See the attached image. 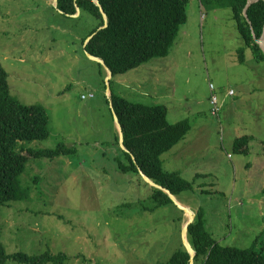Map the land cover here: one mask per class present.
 <instances>
[{
  "label": "rangeland",
  "instance_id": "obj_1",
  "mask_svg": "<svg viewBox=\"0 0 264 264\" xmlns=\"http://www.w3.org/2000/svg\"><path fill=\"white\" fill-rule=\"evenodd\" d=\"M187 16L166 57L108 83L107 69L83 43L98 18L82 9L65 15L54 0H0V60L11 92L50 113V136L25 141L27 149L77 147L54 160H29L19 180L28 196L0 207V239L9 254L64 252L71 257L65 264H157L181 244L185 223L175 221L176 206L145 211L148 185L137 172L118 169L126 157L111 92L165 104L170 123L192 124L187 140L165 153V168L193 181L184 195L204 210L213 241L264 247V60L245 46L230 7L190 0ZM246 134L254 136L250 152L239 153L234 142ZM196 136L202 144L190 148Z\"/></svg>",
  "mask_w": 264,
  "mask_h": 264
},
{
  "label": "trees",
  "instance_id": "obj_2",
  "mask_svg": "<svg viewBox=\"0 0 264 264\" xmlns=\"http://www.w3.org/2000/svg\"><path fill=\"white\" fill-rule=\"evenodd\" d=\"M99 1L108 17L107 26H104L105 19L100 6L93 0H57L56 8L63 14L72 16L77 13L79 6L80 10L98 18L99 23L83 40L85 43L92 36L84 48L86 53L102 58L114 77L146 64L153 58L166 57L169 54L180 27L187 21L190 0ZM247 1L206 0L209 5L215 3V6H228L232 9L233 19L245 46L256 53L258 60H264V52L258 43L264 33V0L249 7L248 18L244 14ZM240 51L244 52L245 47ZM111 80L112 78L110 83ZM89 97L93 98L95 95ZM109 100L124 133L125 148L122 145L121 147L126 161L120 162L118 169L122 172H137L141 181L148 185L151 203L141 204L145 211L156 212L171 204L176 206L179 214L175 221L180 227V224L185 223L184 211L164 189L149 184L140 171L177 197L192 190L193 181L177 170H167L162 159L164 153L186 137L192 124L188 120L170 123L168 107L165 104L133 102L113 92L109 95ZM50 134L49 110L42 104L23 103L12 94L9 72L0 60V207L28 196L20 193L19 180L31 158L54 160L77 151L75 145L66 142H59L54 148L39 150L27 149L24 143L44 140ZM253 137L246 134L237 138L234 142L235 151L249 153ZM194 212L196 216L189 225L188 239L196 251L195 264L200 259L202 264H264V247L241 248L213 241L204 218V210L199 207ZM1 236L0 226V238ZM81 255L76 256L81 258ZM10 258L23 264H65L71 257L64 252L32 255L20 251L9 254L0 239V264H6ZM157 264H190V253L182 239L172 256Z\"/></svg>",
  "mask_w": 264,
  "mask_h": 264
},
{
  "label": "water",
  "instance_id": "obj_3",
  "mask_svg": "<svg viewBox=\"0 0 264 264\" xmlns=\"http://www.w3.org/2000/svg\"><path fill=\"white\" fill-rule=\"evenodd\" d=\"M98 6H100V9H101V12L103 14V17L105 19V25L104 26H107V20H108V17H107V14L104 10V8L101 6V2L99 0H93ZM260 0H248L247 1V4L245 6V9H244V14L245 16L248 18V9L249 7L258 2ZM55 6H57V0H55ZM80 11V7L77 6V12ZM61 12V10H60ZM92 38V36L88 37L86 42H85V46L86 44L89 42V40ZM258 43L260 44V47L262 48L263 52H264V33H263V36L261 37V39H258ZM87 55L88 57H90L91 59H94L96 61H99L101 62L107 69L108 71V77H107V82L109 83L110 79L113 77V73L112 71L108 68V66L105 64L104 60L100 57H97V56H94L92 55L91 53L87 52ZM108 91H110V88H108ZM115 116V119H116V122H117V125L119 127V131H120V142H121V145L123 148H125V143H124V133H123V129H122V125L120 123V120L117 116V114H114ZM141 175L143 176V178L151 185H154L156 187H159L161 189H164L168 194L169 196L172 198V200L174 201V203H176L178 205V207L180 209H182L184 211V213L188 216V219L187 221L185 222V224L183 225L182 227V241H183V244L185 245V247L187 248L188 252L190 253V264H195V257H196V251L195 249L193 248L192 244L190 243L189 239H188V230H189V225L192 223V221L194 220L195 216H196V213L190 208L188 207L187 205L181 203L177 196L174 195V193H172L169 189H166L164 188L163 186L157 184L155 181H153L150 177H148L144 172L140 171Z\"/></svg>",
  "mask_w": 264,
  "mask_h": 264
},
{
  "label": "crops",
  "instance_id": "obj_4",
  "mask_svg": "<svg viewBox=\"0 0 264 264\" xmlns=\"http://www.w3.org/2000/svg\"><path fill=\"white\" fill-rule=\"evenodd\" d=\"M211 104H212V102H211ZM212 112H213V110H212ZM169 113V112H168ZM214 114V113H213ZM169 115V114H168ZM214 115H216V114H214ZM218 116H219V114H218ZM119 128V127H118ZM191 132H192V128L190 129V131L188 132L189 134H187V136H190V134H191ZM186 136V137H187ZM184 138V139H182V141L180 142V143H178L176 146H181V144H183L182 142H185L186 140H187V138ZM192 142V143H191ZM200 142H202V137H200V136H196V137H191V139H189V141H188V143H191L190 144V148H194V149H197V148H199V146L202 144H200ZM173 149V148H172ZM181 149H184V147H182ZM179 150V149H178ZM178 152H174L172 155L173 156H178ZM165 157H168V156H165V153L162 155V159H163V162H164V165H165V162H166V160H165ZM170 159H175V158H172V157H169ZM169 170H171V169H169ZM182 172V171H181ZM199 173H200V171H198V170H195V172H194V175H196V176H198L199 175ZM182 175H183V172L181 173ZM186 192H184L183 194H181L180 196H178L177 198H178V200L181 202V203H183V204H185V205H188V206H190L191 207V203L189 202L190 201V198L189 199H187L186 197H187V195H184ZM181 197H184V199L185 200H182V198ZM192 208V207H191ZM198 208H192V210L194 211V210H197Z\"/></svg>",
  "mask_w": 264,
  "mask_h": 264
},
{
  "label": "built area",
  "instance_id": "obj_5",
  "mask_svg": "<svg viewBox=\"0 0 264 264\" xmlns=\"http://www.w3.org/2000/svg\"><path fill=\"white\" fill-rule=\"evenodd\" d=\"M90 95L93 96V93L90 94ZM83 97H85V95ZM211 102H212V110H213V113L216 114V115H218L219 112H220V106H219V101H218L217 97L213 96Z\"/></svg>",
  "mask_w": 264,
  "mask_h": 264
}]
</instances>
